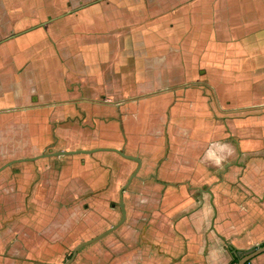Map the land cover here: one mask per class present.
<instances>
[{
	"label": "crops",
	"instance_id": "crops-1",
	"mask_svg": "<svg viewBox=\"0 0 264 264\" xmlns=\"http://www.w3.org/2000/svg\"><path fill=\"white\" fill-rule=\"evenodd\" d=\"M133 172L68 264L264 243V0H0V264H61Z\"/></svg>",
	"mask_w": 264,
	"mask_h": 264
},
{
	"label": "water",
	"instance_id": "water-1",
	"mask_svg": "<svg viewBox=\"0 0 264 264\" xmlns=\"http://www.w3.org/2000/svg\"><path fill=\"white\" fill-rule=\"evenodd\" d=\"M105 149H110V150H113V151H116L118 152L119 154H121L122 156L126 157V158H130V159H133L135 161H137V163L139 164L140 163V159L136 156H132V155H129V154H126L124 153V151L120 150V149H117V148H105ZM77 151H83V152H88L90 150H77ZM70 151H64V150H57V151H54V152H47V153H41L40 156L42 155H46V154H52V155H58V154H64V153H68ZM135 172H133L129 178L127 179V181L125 182V184H123L121 186V188L119 189V206H120V209H121V219L113 224L112 226H110L109 228H107L105 231L101 232L100 234L88 239V240H84L82 242H79L72 250L70 256L64 260L61 264H68L72 259L73 257L75 256L78 248H80L82 245H85L87 243H90L94 240H97L99 239L102 235H104L105 233L107 232H110L111 230H113L116 226H118V224H120L123 220H124V216H125V211H124V204H123V201H122V190L125 188V186L129 183L130 179L134 176ZM264 251V243L263 244H260L252 249H249L247 250L246 252L242 253L238 259H237V262L236 264H246V262H248L251 258H253L254 256H256L257 254L261 253ZM233 253H236L235 250H232Z\"/></svg>",
	"mask_w": 264,
	"mask_h": 264
},
{
	"label": "rangeland",
	"instance_id": "rangeland-1",
	"mask_svg": "<svg viewBox=\"0 0 264 264\" xmlns=\"http://www.w3.org/2000/svg\"><path fill=\"white\" fill-rule=\"evenodd\" d=\"M117 167H118V165H117ZM16 173H18L17 169H13L12 172L9 173L8 178H5L4 181L7 182V181H11V179L16 178ZM9 179H10V180H9ZM134 182H135V181H134ZM132 185H133V182L130 183L129 188H131ZM90 193H91V192H90ZM87 194H89V193H86L85 195H82V196H80L79 198H80V199H84V198L87 197V196H86ZM74 199H75V198H74ZM0 214H1V215H5V214H6V210H5L4 208H2V207H0ZM12 225H13V222H3V223L0 224V229H2V228H3V229L11 228ZM7 249H8V247L6 248V250H7ZM67 255H68V254H67V252H66L65 254L61 255V257H65V256H67ZM67 257H68V256H67Z\"/></svg>",
	"mask_w": 264,
	"mask_h": 264
},
{
	"label": "trees",
	"instance_id": "trees-1",
	"mask_svg": "<svg viewBox=\"0 0 264 264\" xmlns=\"http://www.w3.org/2000/svg\"><path fill=\"white\" fill-rule=\"evenodd\" d=\"M231 250H235V249H233V248H231ZM236 251V250H235ZM237 259H238V255H237V253H234V256H233V261H232V263L233 264H236V262H237ZM247 263V262H246Z\"/></svg>",
	"mask_w": 264,
	"mask_h": 264
}]
</instances>
